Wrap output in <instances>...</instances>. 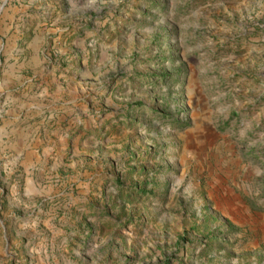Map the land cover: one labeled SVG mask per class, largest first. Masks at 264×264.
<instances>
[{
    "label": "rangeland",
    "instance_id": "1",
    "mask_svg": "<svg viewBox=\"0 0 264 264\" xmlns=\"http://www.w3.org/2000/svg\"><path fill=\"white\" fill-rule=\"evenodd\" d=\"M0 264H264V0H0Z\"/></svg>",
    "mask_w": 264,
    "mask_h": 264
},
{
    "label": "crops",
    "instance_id": "2",
    "mask_svg": "<svg viewBox=\"0 0 264 264\" xmlns=\"http://www.w3.org/2000/svg\"><path fill=\"white\" fill-rule=\"evenodd\" d=\"M3 137L5 138V142H8L4 149H7L11 154H15L17 161L21 160L22 156L28 153V148L31 144L28 142L29 135L27 133L25 134L23 130L10 129L9 132H6V136Z\"/></svg>",
    "mask_w": 264,
    "mask_h": 264
}]
</instances>
